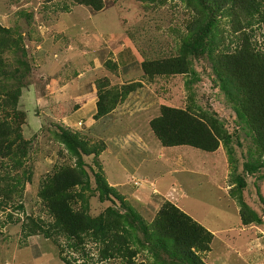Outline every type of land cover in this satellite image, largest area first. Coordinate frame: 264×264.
Listing matches in <instances>:
<instances>
[{
    "label": "rangeland",
    "instance_id": "1",
    "mask_svg": "<svg viewBox=\"0 0 264 264\" xmlns=\"http://www.w3.org/2000/svg\"><path fill=\"white\" fill-rule=\"evenodd\" d=\"M192 18L182 0H105L99 11L70 0H0V24L21 39L25 50H7L3 56L17 70L10 82L22 85L17 103L23 116L16 121L28 143L17 172L25 170L29 176L20 200L23 210L0 205V264H65L63 256L89 264H154L147 248L137 244L130 262L119 256L101 261L103 244L90 239L75 250L62 237L53 242L22 232L21 220L27 215L49 219L38 196L44 178L75 161L60 142V128L86 133L92 144L105 145L97 160L112 193L95 185L97 167L92 155L84 157L92 216L112 207L148 224L168 200L213 233L211 250L202 254L205 264H264V154H258L252 138L235 123L231 104L213 80L211 58L190 57L194 72L188 75L149 78L142 70L143 60L179 54ZM223 19L212 35L225 44L215 53L232 48L239 35L232 31V21ZM252 29L255 43L264 49V22H254ZM108 59L117 64L115 71L105 66ZM104 78L107 87L133 83L134 89L106 116L95 119L96 84ZM192 91L195 105L215 113L232 133L228 144L220 143L214 152L163 146L150 129L161 105H193ZM243 162H255L258 168L248 173ZM238 173L245 178L241 188ZM239 192L248 206L245 215L254 211L259 222H242L235 196ZM10 209L13 221L6 219ZM138 235L142 238L141 231Z\"/></svg>",
    "mask_w": 264,
    "mask_h": 264
},
{
    "label": "trees",
    "instance_id": "2",
    "mask_svg": "<svg viewBox=\"0 0 264 264\" xmlns=\"http://www.w3.org/2000/svg\"><path fill=\"white\" fill-rule=\"evenodd\" d=\"M85 5L95 11L104 7L105 0H70ZM152 3L166 0H141ZM193 14L187 31L182 36L179 54L159 59H146L141 63L142 70L149 78L155 75H173L193 73L190 57H210L213 65V80L219 82L226 100L235 113V123L256 145L258 154H264V49L255 43L254 22H264L263 0H182ZM28 15V14H27ZM232 21V31L238 33L236 44L229 50H218V36H213L223 18ZM24 53L21 39L15 37L10 28L0 24V205L5 208L23 210L20 201L25 182L29 179L23 170L25 145L28 143L21 134V123L16 119L23 116L18 108V98L22 85H15L12 79L17 70H11L4 53L7 50ZM19 55V60L25 55ZM108 70L117 68L110 59L105 61ZM11 81V82H10ZM105 78L96 84L97 101L95 119L106 116L124 97L134 89L133 83L120 88L107 87ZM190 84H187L189 87ZM193 105L179 108L161 105L160 113L150 119L149 126L163 146H191L203 151L214 152L219 144H228L232 133L223 128L215 113L195 105L194 93L190 94ZM68 128V127H66ZM236 133V131H234ZM74 129L60 128L59 139L68 153L75 157L72 165H63L46 176L38 190L48 220L25 216L21 220V229L26 236L42 234L45 238L57 242L63 238L67 245L75 250L81 249L86 240L103 244L99 257L105 261L116 256L132 261L137 252L132 245L147 248L154 264H205L202 254L211 250L214 235L206 227L194 220L171 201L165 200L157 210L153 220L145 223L136 220L131 213L117 211L108 207L105 212L92 216L89 211L88 192L91 190L90 175L85 167L84 157L92 155L96 165L93 171L95 185L112 193L107 176L99 161V154L105 145L92 144V138L86 133ZM88 136V137H87ZM90 138V139H89ZM257 160V159H255ZM256 162V161H255ZM254 163H245L248 173L258 168ZM264 163V156L263 161ZM238 188L245 186L243 173L236 175ZM241 206V219L244 224L259 222L256 212L245 215L246 206L241 193L235 195ZM17 200V202H15ZM6 219L13 221L12 211ZM142 232V238L138 235ZM2 231L0 229V235ZM65 264H89L70 261L64 256Z\"/></svg>",
    "mask_w": 264,
    "mask_h": 264
},
{
    "label": "crops",
    "instance_id": "3",
    "mask_svg": "<svg viewBox=\"0 0 264 264\" xmlns=\"http://www.w3.org/2000/svg\"><path fill=\"white\" fill-rule=\"evenodd\" d=\"M114 61H115V59H114ZM96 97H97V90H96ZM97 101V100H96ZM95 105H96V102H95Z\"/></svg>",
    "mask_w": 264,
    "mask_h": 264
},
{
    "label": "built area",
    "instance_id": "4",
    "mask_svg": "<svg viewBox=\"0 0 264 264\" xmlns=\"http://www.w3.org/2000/svg\"><path fill=\"white\" fill-rule=\"evenodd\" d=\"M134 184H136V182L134 181Z\"/></svg>",
    "mask_w": 264,
    "mask_h": 264
}]
</instances>
